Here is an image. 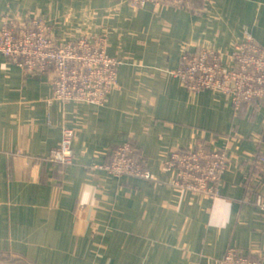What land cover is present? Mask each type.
I'll use <instances>...</instances> for the list:
<instances>
[{"label": "crops", "instance_id": "1", "mask_svg": "<svg viewBox=\"0 0 264 264\" xmlns=\"http://www.w3.org/2000/svg\"><path fill=\"white\" fill-rule=\"evenodd\" d=\"M12 18H42L60 44L104 35L121 64L97 106L52 99V71L0 54V260L219 264L233 247L264 264V99L236 110L228 95L190 91L173 74L184 50L214 49L232 67L246 33L264 48V0H0V31ZM64 128L73 159L58 164L49 153ZM126 140L151 179L100 168ZM197 147L228 155L216 198L171 185L168 153Z\"/></svg>", "mask_w": 264, "mask_h": 264}, {"label": "built area", "instance_id": "2", "mask_svg": "<svg viewBox=\"0 0 264 264\" xmlns=\"http://www.w3.org/2000/svg\"><path fill=\"white\" fill-rule=\"evenodd\" d=\"M191 1L128 0V3L133 8H142L146 4L185 5ZM0 54L27 72L42 74L52 71V99L64 103L102 106L110 90L118 87L121 61L107 54L104 35L69 37L60 44L48 32L42 18H12L1 27ZM173 74L190 91L208 89L228 95L233 107L239 110L244 104L264 99V48L246 33L244 40L234 48L232 67H227L214 49L184 50ZM47 123L50 125L49 114ZM73 140V131L64 128L59 144L50 150L49 159L58 164L72 162ZM163 163L174 173L171 180L174 188L216 198L220 195L228 155L219 149H175L168 153ZM100 168L115 178L151 179L130 140L111 150L108 160ZM258 204L264 210V192ZM0 264L7 263L0 260ZM219 264L262 263L246 252L229 247Z\"/></svg>", "mask_w": 264, "mask_h": 264}]
</instances>
